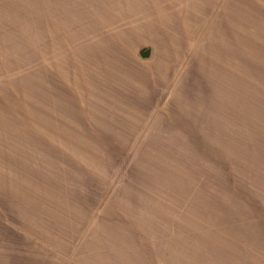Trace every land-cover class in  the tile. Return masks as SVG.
Returning a JSON list of instances; mask_svg holds the SVG:
<instances>
[{
  "label": "rangeland",
  "instance_id": "1",
  "mask_svg": "<svg viewBox=\"0 0 264 264\" xmlns=\"http://www.w3.org/2000/svg\"><path fill=\"white\" fill-rule=\"evenodd\" d=\"M0 264H264V0H0Z\"/></svg>",
  "mask_w": 264,
  "mask_h": 264
}]
</instances>
